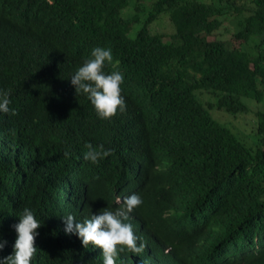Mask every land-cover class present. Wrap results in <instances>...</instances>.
I'll return each instance as SVG.
<instances>
[{"label": "trees", "instance_id": "obj_1", "mask_svg": "<svg viewBox=\"0 0 264 264\" xmlns=\"http://www.w3.org/2000/svg\"><path fill=\"white\" fill-rule=\"evenodd\" d=\"M161 18L171 32L155 28ZM96 46L111 48L104 70L123 74L121 94L141 111L130 132L151 135L168 156L160 169L139 162L146 187L134 211L171 235L187 264H264V107L254 111L253 145L213 115L264 102V0H0V89L12 110L0 114V257L28 207L42 222L31 264H102L60 216L82 221L137 188L123 158L129 105L98 118L68 80ZM87 144L110 155L92 164ZM163 262L181 264V254ZM117 264H132L125 250Z\"/></svg>", "mask_w": 264, "mask_h": 264}, {"label": "clouds", "instance_id": "obj_2", "mask_svg": "<svg viewBox=\"0 0 264 264\" xmlns=\"http://www.w3.org/2000/svg\"><path fill=\"white\" fill-rule=\"evenodd\" d=\"M111 62H113L111 48L93 47L68 80L76 94H82L87 98L98 118L108 119L117 111L123 112L126 105H129L124 135L126 154L123 158L126 160V165L136 169L137 188L117 194L116 199L111 203L116 208L109 209L104 205L101 211L91 214L82 221L75 219L71 213L60 216L63 230L66 234H75L84 248L89 245L99 248L102 264H117L118 253L124 250L132 264H166L163 260L172 250L181 254V264H187L182 251L169 239L171 235L159 237L156 231L134 211L142 204L140 196L146 187L145 184L140 183V180L145 179L146 176L139 162L147 160L160 169L161 161L168 156L157 152L151 135L135 137L130 132L140 128L142 114L138 107L132 105L129 99L121 94L123 74L117 70L108 72L104 70L105 65ZM9 104L8 92L0 89V114L12 111ZM164 127L166 126H162ZM85 147L87 151L83 153V158L92 164H97L111 152L110 149H104L102 146L93 147L87 144ZM143 147L150 148L148 153L143 158L136 159L135 153ZM65 155H68L67 151ZM132 211L141 219L142 224L136 222ZM16 217L17 222L11 225L15 232L12 251L9 255L0 257V264H31V259L37 251L34 238L38 234L36 229L42 224L41 220L28 207L23 208ZM5 243L6 241L0 239V249ZM168 243L171 244V248L167 247ZM95 256L97 257L96 254Z\"/></svg>", "mask_w": 264, "mask_h": 264}, {"label": "rangeland", "instance_id": "obj_3", "mask_svg": "<svg viewBox=\"0 0 264 264\" xmlns=\"http://www.w3.org/2000/svg\"><path fill=\"white\" fill-rule=\"evenodd\" d=\"M253 4L252 3H248L247 4V8L252 7ZM246 13V12H245ZM224 24L233 32L236 31L237 27V19L233 16V15H227L226 20L224 21ZM155 28L159 31L162 32H171L172 31V25L169 23V21L167 20V18L163 19H159L156 23H155ZM264 104V102H263ZM263 104H256V105H252V109L250 107V111L246 112V113H239L237 115H229L223 111H218L216 109L213 110V115L215 118H218L219 120L223 121V122H228L230 126H232L235 130L236 133L240 134L242 137V139L250 144L253 145L254 144V139H255V129H256V125H255V110L263 108L264 105Z\"/></svg>", "mask_w": 264, "mask_h": 264}]
</instances>
